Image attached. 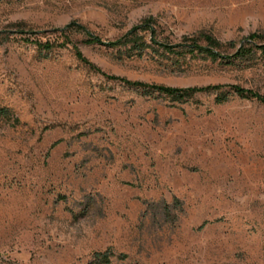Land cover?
<instances>
[{
    "label": "rangeland",
    "instance_id": "rangeland-1",
    "mask_svg": "<svg viewBox=\"0 0 264 264\" xmlns=\"http://www.w3.org/2000/svg\"><path fill=\"white\" fill-rule=\"evenodd\" d=\"M148 16L172 41L264 32V0H0V107L19 118L0 114V264H264V103L145 93L58 45V28L77 21L68 33L108 73L264 95L260 50L178 65L80 41L116 39ZM108 248L102 263L95 252Z\"/></svg>",
    "mask_w": 264,
    "mask_h": 264
},
{
    "label": "trees",
    "instance_id": "trees-1",
    "mask_svg": "<svg viewBox=\"0 0 264 264\" xmlns=\"http://www.w3.org/2000/svg\"><path fill=\"white\" fill-rule=\"evenodd\" d=\"M154 17L148 16L142 20V22L131 27L121 37L112 40H103L99 35L88 32L86 37L80 39L83 43H102L110 46H126L130 52H134L138 55H143L148 48L153 52H160L165 54L168 58H171L173 63L182 65L188 63L198 57L211 58L213 60H220L222 62H239L240 64L244 60H250L260 50L264 54V32L253 31L244 36L239 42L235 39L223 41L216 35L199 31L198 33L184 34L179 41H172L169 39H159L157 29L153 23ZM83 25L77 21H71L63 27H59L58 30L64 36V39L58 42V45H66L72 43L76 51L77 56L85 63L94 67L96 70L104 73L109 78L119 79L130 86L142 88L145 93L153 94L158 92L160 94L169 95L174 99L187 100L195 93L200 91H216V101L223 102L228 99L229 92H236L242 97L257 98L264 103V95L259 91L243 86L238 83H209L205 85H168L156 82H146L143 80H134L126 76L119 74L108 73L104 71L100 66L91 61L80 49L78 40L73 39L68 33L70 28H81ZM150 29V41L141 33L142 30ZM35 33L37 30H28ZM39 47L47 49L52 48L55 43L51 41H43L38 37L32 38ZM229 48H233L232 51ZM131 54V53H130ZM0 114L14 118L18 121L19 118L14 116L10 107H0ZM57 141H54L55 144ZM114 252L111 248L104 251H96L95 255L100 262H110ZM121 257L125 256V253L120 254Z\"/></svg>",
    "mask_w": 264,
    "mask_h": 264
}]
</instances>
